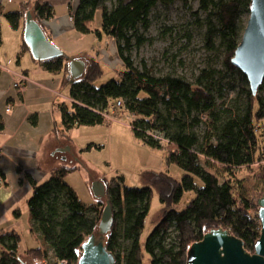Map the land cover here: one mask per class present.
Wrapping results in <instances>:
<instances>
[{
    "label": "trees",
    "instance_id": "obj_1",
    "mask_svg": "<svg viewBox=\"0 0 264 264\" xmlns=\"http://www.w3.org/2000/svg\"><path fill=\"white\" fill-rule=\"evenodd\" d=\"M111 1L112 8L108 0H79L71 17L79 32L100 36L103 31L115 38L124 65L116 77L97 85L104 70L96 57L87 62L79 79L72 78L66 54L40 61L46 70L63 73V85L70 88L71 100L57 104L62 130L102 124L108 116L121 118L128 112L133 116L135 136L148 146L165 148L167 162L177 164L184 173L180 180L169 173H157L151 184L143 187L127 186L120 177L108 181L106 199L112 204L113 223L102 236L98 225L106 205L103 198L85 203L66 180L76 167L54 168L44 182L31 180L29 225L41 245L26 253L40 263L47 257L48 264H76L82 243L96 233L113 253L115 264H188L193 243L219 227L242 239L246 250L253 252L261 234L258 212L264 194V97L251 92L246 76L231 62L246 26L240 24V17L244 11L250 13L251 0H200V9L207 13L206 44L216 50L218 42L229 74L237 80V95L231 103L222 105L215 93L213 71L202 73L192 82L170 74L157 76L145 64L140 69L132 60L133 45L140 47L146 41L140 29L149 28L151 10L159 2L170 5L176 0ZM28 11L44 30L42 21L55 16L49 0L22 2L18 9L5 13L14 28L21 24L22 34ZM97 11L101 12L102 31L90 26ZM23 42L30 51L24 38ZM201 125L202 132L198 131ZM156 134L161 137L156 138ZM255 166L259 172L254 176L258 178L261 173L262 183L248 187L237 172L242 167L253 172ZM5 179L0 168V187L6 184ZM154 189L164 205L163 214L143 243L142 231ZM189 191H195V197L184 208H175ZM171 226L175 235L170 232ZM20 242L16 228L0 229V264H25Z\"/></svg>",
    "mask_w": 264,
    "mask_h": 264
},
{
    "label": "rangeland",
    "instance_id": "obj_2",
    "mask_svg": "<svg viewBox=\"0 0 264 264\" xmlns=\"http://www.w3.org/2000/svg\"><path fill=\"white\" fill-rule=\"evenodd\" d=\"M55 7L56 22L66 20L69 27L63 34L53 33V43L72 59H83L89 62L92 57L98 56L103 76L97 81L101 85L117 76V71L123 68V62L118 53L115 38L103 33L101 28V12L97 11L90 24L92 29L102 31L98 33H82L74 28L71 14L78 7L79 0H49ZM112 1L108 0L109 8ZM206 17L207 13L200 9V0H176L170 5L159 2L150 13L151 24L145 31L140 29L146 41L140 47L133 45L130 55L134 64L140 69H152L157 76L175 75L195 82L202 73L213 71V82L218 103L229 104L237 95L238 88L235 76H231L224 63V52L217 42V49L211 50L206 44ZM249 14L242 13L240 24L246 25ZM3 19L10 29L12 25L4 15ZM12 33V31L10 32ZM9 34V33H8ZM7 34V36H8ZM10 35V34H9ZM8 38V37H7ZM69 86L61 87L65 95L69 94ZM257 94L264 97V88H259ZM63 100L62 97L58 101ZM32 104H42V100H31ZM133 116L128 112L122 113L119 120L105 122L97 125H80L71 133L63 131L58 133L60 144L52 145L54 150L44 161L43 169L29 170L26 167H16L13 161H6L5 187L11 191L5 201L0 204V229L6 230V226L16 222V229L21 235L19 249L25 264H39L38 258L26 253L27 249L41 245L36 234H32L28 224V198L32 195L28 192L24 195L25 185L29 186L31 180L38 184L47 180L54 168L63 166L76 167L68 173L66 180L75 189L81 199L90 204L95 200L91 189L94 180L100 179L106 184L114 177L123 179L127 186L143 187L150 185L153 176L157 173H169L175 179L180 180L184 171L175 163L167 162L168 151L165 148H154L137 138L131 127ZM203 125L198 131L202 132ZM48 135V133H47ZM156 138L161 137L156 134ZM163 138V137H162ZM35 137L31 138L35 142ZM55 139V138H54ZM53 140V139H51ZM54 141V140H53ZM91 146L88 148V146ZM63 146H70V151H57ZM41 159V158H40ZM39 162H42V159ZM22 164L23 161L21 160ZM18 168V169H16ZM259 172L255 166L254 171H248L246 167L238 169V176L244 178V184L248 187L257 186L262 182V174L258 178L254 175ZM2 187H0L1 190ZM195 191L185 192L181 201L174 205L182 209L195 197ZM11 199V200H10ZM106 204V199L103 198ZM164 205L159 200L157 189L151 199L150 211L146 218L142 231V242L159 222L163 214ZM19 213V214H16ZM172 235L176 231L170 228ZM52 250L48 255L51 256ZM145 262L149 256L145 255ZM42 264H48L49 258L45 257Z\"/></svg>",
    "mask_w": 264,
    "mask_h": 264
},
{
    "label": "crops",
    "instance_id": "obj_3",
    "mask_svg": "<svg viewBox=\"0 0 264 264\" xmlns=\"http://www.w3.org/2000/svg\"><path fill=\"white\" fill-rule=\"evenodd\" d=\"M24 1L28 0H0L2 39L0 45V119L4 122V128L0 129V168L6 172L8 171L6 161H13L16 167H26L29 170L43 169L44 161L54 150L49 142L52 141L54 143L52 145L60 144L58 133L60 128L63 129V125L61 124L60 111L57 108V104L60 102L58 98L71 100L69 94L65 95L61 90V87H65L63 73L46 70L41 62L34 59L31 52L23 47L21 24L17 28L12 26L10 29L11 27L3 19L6 12L18 9ZM53 18L42 21L46 33L52 39H54L53 33L63 34L69 27L66 20L60 19L56 22ZM11 31L12 33H10ZM21 74H26L28 77L24 90L14 86ZM36 98L42 100V104L30 106L31 100ZM107 119V122H110L120 118L108 116ZM56 124L57 130H54ZM33 137L36 138L35 142L31 140ZM64 142L62 141L60 145H67ZM40 158L42 162H39ZM5 185L1 186L0 204L11 192ZM25 187L27 188L21 190L22 195L33 192L31 184L25 185ZM15 221L17 222V220ZM28 221H30L29 210ZM16 222L7 225L6 229L16 228Z\"/></svg>",
    "mask_w": 264,
    "mask_h": 264
},
{
    "label": "water",
    "instance_id": "obj_4",
    "mask_svg": "<svg viewBox=\"0 0 264 264\" xmlns=\"http://www.w3.org/2000/svg\"><path fill=\"white\" fill-rule=\"evenodd\" d=\"M23 38L30 47L33 58L38 61L65 54L47 36L41 22L31 11L26 14ZM231 62L246 76L251 92L257 94L264 82V0H251L249 18ZM86 68L87 62L83 59H72L69 62L73 79L81 78ZM58 150L70 151L71 147L64 146ZM91 189L96 198L106 199L107 184L104 181L94 180ZM259 206L261 234L253 252L246 250L242 239L228 229L212 228L201 240L193 243L188 264H264V194L259 199ZM112 223V204L106 199L98 225L102 236L111 230ZM81 248L76 264H115L113 253L107 249L103 240L97 238L96 233L89 235Z\"/></svg>",
    "mask_w": 264,
    "mask_h": 264
},
{
    "label": "built area",
    "instance_id": "obj_5",
    "mask_svg": "<svg viewBox=\"0 0 264 264\" xmlns=\"http://www.w3.org/2000/svg\"><path fill=\"white\" fill-rule=\"evenodd\" d=\"M28 79L26 74H21L19 79L15 81L14 86L18 89L24 90L25 87V81ZM121 105V101H117V106Z\"/></svg>",
    "mask_w": 264,
    "mask_h": 264
}]
</instances>
